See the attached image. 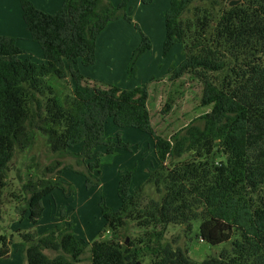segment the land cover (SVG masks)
Segmentation results:
<instances>
[{
  "label": "trees",
  "instance_id": "trees-1",
  "mask_svg": "<svg viewBox=\"0 0 264 264\" xmlns=\"http://www.w3.org/2000/svg\"><path fill=\"white\" fill-rule=\"evenodd\" d=\"M131 0L114 5L109 0H63L54 13L32 0H19L30 37L44 58L35 61L13 36L0 34V219L11 163L18 152L33 147L37 133L46 136L53 164L30 177L22 189L26 206L22 218L37 223L43 199L56 188L67 196L71 184L61 178L62 159L73 154L78 164L89 159L86 186L98 185L101 172L99 146L112 119L118 127H133L154 140L158 165L134 192L135 169L122 172L118 183L121 205L113 210L105 199L101 212L111 239L87 246L73 233L65 214L54 227L38 233L20 232L27 264H77L89 252L90 264H264V0H171L165 13L163 53L183 46L184 59L170 68V80L192 75L203 83V124L191 121L170 138L152 123L147 84L131 89L90 84L65 59L96 62L98 35L116 19L131 20ZM152 0H143L151 3ZM152 47L142 33L133 51L129 72L141 54ZM74 81L71 93H60L49 76ZM107 153L129 148L120 134L107 141ZM79 146L78 152L70 148ZM152 185L160 197L147 201ZM200 220L199 236L216 245L230 243L219 255L203 261L167 241L165 226L190 232ZM134 224L143 233L125 237ZM164 226V227H161ZM0 257L11 253L6 236H0ZM46 250L56 254L50 256Z\"/></svg>",
  "mask_w": 264,
  "mask_h": 264
},
{
  "label": "rangeland",
  "instance_id": "rangeland-1",
  "mask_svg": "<svg viewBox=\"0 0 264 264\" xmlns=\"http://www.w3.org/2000/svg\"><path fill=\"white\" fill-rule=\"evenodd\" d=\"M142 1H131L127 11L131 18V20L127 19L131 22L128 23L130 27L127 29V34L130 33L134 43L137 38L142 40V33L145 34L150 38L152 48L141 54L139 60L137 59L140 62L136 61L134 67L138 69V73L135 70L133 78L131 76L134 72L130 73L128 66L127 71L116 73L119 80L109 82L123 85L127 81V89L147 84L148 89L150 88L148 104L153 126L160 135L170 138L191 121L203 124L199 117L210 111L211 107L201 104L203 83L194 76L185 75L180 80L167 79L170 77V68L177 66L184 58L183 46L176 45L164 56V41L161 42L158 36L160 28L162 34L165 33V9L162 6L165 0H157L155 5L144 2L141 5ZM48 81L60 93L67 94L72 91L67 79L61 80L56 76H49ZM133 83L135 85L131 87ZM118 134L125 143L129 144V148L118 147L113 153H107V141L110 139L117 141ZM103 140L104 143L97 149L101 153V172L94 170V175L99 178L100 183L87 187V166L90 160L81 162L79 158L80 164H78L77 157L68 154L62 159L63 166L68 167H63L61 178L73 186L74 193L67 196L61 188L53 190L43 199L44 212L37 223H33L28 217L23 219L21 216L20 208L26 206V194L22 187L30 177L38 175L37 168L42 170L45 166L53 164L56 156L50 151L46 136L42 133H37L33 147L15 155L5 188L0 219V236L12 240L11 253L7 257H0V264H27L25 248L21 244L22 237L19 233L29 231L44 233L61 221L62 214H65V222L72 224L74 235L83 240L87 246L97 240H107L114 236L113 231L106 228L101 212V200L104 198L113 210L118 209L121 200L117 188L121 173L135 169L130 185V191L134 192L145 183L149 170L156 168L158 161L153 138L139 129L121 128L109 119ZM79 148V146L70 148L69 151L75 153ZM147 192L146 201L150 197H160L152 185L147 187ZM200 223V220L194 221L190 232H185L181 226H165L167 241H176L175 245L186 248L189 256L196 261H203L210 256L219 255L223 249L231 248L230 243L213 245L204 241L199 236ZM142 233V230L132 224L125 237H137ZM46 252L50 256L56 254L51 250ZM90 262V254L87 252L83 261L77 264H90ZM148 262L149 257L146 258L145 263Z\"/></svg>",
  "mask_w": 264,
  "mask_h": 264
},
{
  "label": "crops",
  "instance_id": "crops-1",
  "mask_svg": "<svg viewBox=\"0 0 264 264\" xmlns=\"http://www.w3.org/2000/svg\"><path fill=\"white\" fill-rule=\"evenodd\" d=\"M32 1L38 8L50 13L57 11L63 3V0ZM109 1L112 2L114 5H117L122 0ZM156 2L157 0H152V3H150L149 5H155ZM170 2L171 0H165V3L162 4L163 9H165V13L170 7ZM143 4L144 3L142 1L141 5ZM128 23L131 22H128L125 18L116 19L110 22L108 26L98 35L96 41V62L93 65H84L79 58H66L65 61L67 69L69 70L70 67H73L75 70H79L90 84H94L100 87L117 85L121 88L127 89V81L124 84L122 83L123 85L111 83L109 81L116 80L119 78L118 75L116 76V73L127 71L133 51L141 43V40H139L138 38L135 40L134 43L131 39L130 33L127 34V29H129L130 27V24ZM160 29L158 37L160 38L161 42H163L165 40L166 29L165 33L163 34L162 29L160 33ZM0 34L15 37L17 39L19 47L25 52L23 57H30L35 61L43 60L44 55L40 44L30 37L29 32L26 29V25L23 19V12L19 0H0ZM166 55L164 54V56ZM135 70L136 69L134 67V73L131 78L134 77ZM136 73H138V69L136 70ZM167 79L169 80V77ZM67 80L70 82L71 88L73 89L74 81L71 77L70 72L68 74ZM134 85L135 84L133 83L131 87H133Z\"/></svg>",
  "mask_w": 264,
  "mask_h": 264
},
{
  "label": "water",
  "instance_id": "water-1",
  "mask_svg": "<svg viewBox=\"0 0 264 264\" xmlns=\"http://www.w3.org/2000/svg\"><path fill=\"white\" fill-rule=\"evenodd\" d=\"M240 2V0H232L230 2V5H235V4H238Z\"/></svg>",
  "mask_w": 264,
  "mask_h": 264
}]
</instances>
